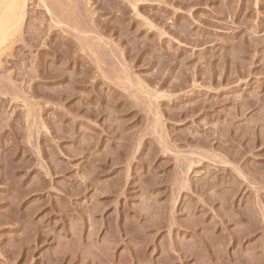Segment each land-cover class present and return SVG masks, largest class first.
<instances>
[{"label":"rangeland","instance_id":"obj_1","mask_svg":"<svg viewBox=\"0 0 264 264\" xmlns=\"http://www.w3.org/2000/svg\"><path fill=\"white\" fill-rule=\"evenodd\" d=\"M25 1L0 264H264V0Z\"/></svg>","mask_w":264,"mask_h":264},{"label":"bare ground","instance_id":"obj_2","mask_svg":"<svg viewBox=\"0 0 264 264\" xmlns=\"http://www.w3.org/2000/svg\"><path fill=\"white\" fill-rule=\"evenodd\" d=\"M25 3V0H0L1 47L5 42L8 43L7 40L12 36L13 31H15L20 23L23 22L24 9L26 8H24V6H26Z\"/></svg>","mask_w":264,"mask_h":264}]
</instances>
